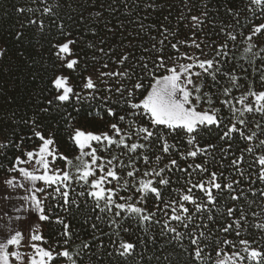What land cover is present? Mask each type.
<instances>
[{"label":"snow or ice","instance_id":"snow-or-ice-1","mask_svg":"<svg viewBox=\"0 0 264 264\" xmlns=\"http://www.w3.org/2000/svg\"><path fill=\"white\" fill-rule=\"evenodd\" d=\"M202 6L205 10L191 15L186 25L190 37L166 43L178 33L162 24L160 38L151 37L150 48H144L150 55L123 51L110 58L117 67L104 63L87 75L76 50L78 38L63 22L57 25L55 63L39 111L62 114L76 154L60 151L55 134L36 116L22 121L27 135L0 138V157L6 159L10 148L20 153L7 166L0 164L9 174L0 181V200H12L8 189L25 193L18 197L24 215L16 216L14 224H0V264H83L80 257L90 242L71 248L75 233L69 217L81 202L87 209L89 199L94 220L89 215L85 224L93 221L92 241L103 247L101 236H108L120 257L133 255L137 247L122 235L130 232L125 223L133 221L145 232L161 225L160 235L173 234L169 242L180 244L189 258L186 264H264V245L249 233L250 228L264 233V47L253 52L264 43V0H249L248 11L258 9L261 16L260 22L250 23L246 35L237 31L240 11L225 4L235 24L221 28L224 38L215 45L198 36L208 19V5ZM145 7L157 5L153 0ZM42 11L55 15L51 5ZM28 23L44 30L42 19ZM90 31L95 35L94 28ZM239 38L253 58L247 68L225 69L229 42L235 46ZM88 47L95 45L89 42ZM5 54L0 48V57ZM205 135H214L215 142L202 145ZM238 141L244 146L237 155L232 149ZM176 172L183 182L173 188ZM249 193L260 198V211H250L256 200H249ZM53 225L60 231L50 240Z\"/></svg>","mask_w":264,"mask_h":264},{"label":"trees","instance_id":"trees-1","mask_svg":"<svg viewBox=\"0 0 264 264\" xmlns=\"http://www.w3.org/2000/svg\"><path fill=\"white\" fill-rule=\"evenodd\" d=\"M152 2L153 0H43V2L42 0H0V48L6 49V54L0 57V138L8 135L10 138L17 139L20 135H27L29 129L22 121L36 116L43 122L46 131L55 134L60 151L70 156L76 154L75 147L68 140L62 114L56 111L49 113L39 111L47 97L45 89L55 63L52 44L59 36L57 25L61 22L65 24L66 31H71L73 36L78 38L76 50L82 57L81 69L83 65H87L84 72L87 75L100 69L104 63H109L112 68L117 67L111 63L110 58L118 57L123 51H131L135 57L150 55L144 52V48H150L153 43L151 37L160 38L159 29L162 24L178 33L176 38L170 36L166 43H174L175 39L190 37L191 30L186 25L191 15L205 10L202 6L205 2L209 10L208 19L203 25V31L198 32V36L204 37L209 44L215 45L221 42L224 38L221 28L235 24V19L225 11V4L240 11L241 15L238 18L240 24L237 31L245 30V35L250 23L260 22L261 16L258 9L255 12L248 11L249 0H187V4L185 0H154L157 7H145ZM48 5L52 6L55 15L43 14V8ZM19 8H24L25 11H17ZM29 8L34 11L28 12ZM189 8L191 12L188 11ZM97 11L102 13L98 18L92 15ZM181 15L186 18L181 20ZM31 19H42L45 25L44 30L40 31L38 25L29 24L28 21ZM141 25L144 26L143 30ZM150 25H155V28L149 27ZM93 28L96 30L95 35L90 31ZM18 32L23 33L19 39L16 36ZM102 40L103 43H101ZM89 42L95 47L89 48ZM245 47L246 43L242 42V38L238 39L235 46L229 42V57L225 69L233 65H243L245 68L249 66V61L253 57L251 53L244 52ZM259 47H264V43L257 49H253V52H257ZM99 48H103L104 52L98 51ZM189 51L195 50L189 49ZM205 51L210 52L211 49L205 48ZM260 62V56H257V66ZM87 108L88 105L85 104L81 111H86ZM68 111H71V108ZM73 115H75L74 112ZM257 119H259L258 116ZM13 132L17 133V137H12ZM205 141L215 142V136L205 135L201 144L203 145ZM27 143L31 144L33 141H27ZM243 146V142L238 141L233 145L232 150L236 151ZM14 154L20 153L14 148L8 149L7 158L0 157V164L7 166L8 161L14 158ZM236 154L238 155L239 152L236 151ZM216 159H219V154H216ZM164 162L166 163L167 160ZM197 162L200 160L198 159ZM188 163H191V160ZM181 166L184 167L185 164L181 162ZM245 168L247 169V164ZM227 174L226 171L225 175ZM8 175L0 169V181ZM172 180L173 188L180 187L183 182L182 174L174 173ZM255 187L262 186L257 184ZM248 197L249 200H256V203L251 205L250 211H260V198L253 197L251 193ZM151 205L150 201L149 207ZM89 215H92L94 220L90 199L87 209L81 202L80 209H73L69 217L75 233L70 241L71 248L78 250L77 246L82 242H90V248L82 252L80 257L83 264H186L189 259L178 242H169L173 234L160 235L161 225H153L148 232H145L133 221L125 223V227L130 228V232L122 233L124 238L137 242L133 255L118 256L109 243L108 236H101L104 246L97 247L98 242L92 241L93 232L90 223L93 221L85 224ZM249 219L253 218L250 216ZM100 227L104 232L109 231L107 225L101 224ZM58 231H60L59 227L53 225L49 229L52 234L49 239L55 240V234ZM249 233L252 239L264 245V240L261 239L264 233L255 228H250ZM184 243L186 246L187 241ZM109 252L113 254L110 256Z\"/></svg>","mask_w":264,"mask_h":264},{"label":"rangeland","instance_id":"rangeland-1","mask_svg":"<svg viewBox=\"0 0 264 264\" xmlns=\"http://www.w3.org/2000/svg\"><path fill=\"white\" fill-rule=\"evenodd\" d=\"M57 166H63V165L61 162L58 161ZM7 191L11 193L12 200L11 201L0 200V223L5 224L11 222L14 224L16 223L14 219L16 216L24 215V211L23 208L20 207L21 202L19 201L18 197L24 195L25 193L22 189H17L15 191H13L12 189H8ZM16 208H20V211H16L15 210ZM5 213H7V215H5ZM9 217H12L11 221L9 220ZM57 264H63V261L58 260Z\"/></svg>","mask_w":264,"mask_h":264},{"label":"crops","instance_id":"crops-1","mask_svg":"<svg viewBox=\"0 0 264 264\" xmlns=\"http://www.w3.org/2000/svg\"><path fill=\"white\" fill-rule=\"evenodd\" d=\"M1 224V223H0Z\"/></svg>","mask_w":264,"mask_h":264}]
</instances>
